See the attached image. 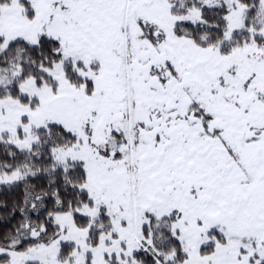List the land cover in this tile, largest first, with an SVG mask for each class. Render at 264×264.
<instances>
[{
  "label": "snow or ice",
  "instance_id": "obj_1",
  "mask_svg": "<svg viewBox=\"0 0 264 264\" xmlns=\"http://www.w3.org/2000/svg\"><path fill=\"white\" fill-rule=\"evenodd\" d=\"M0 264H264V0H0Z\"/></svg>",
  "mask_w": 264,
  "mask_h": 264
}]
</instances>
